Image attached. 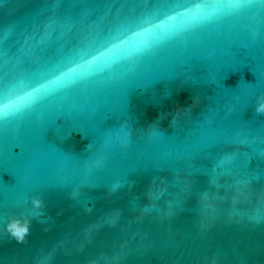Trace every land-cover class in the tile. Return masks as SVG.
<instances>
[{
  "label": "water",
  "instance_id": "95a60500",
  "mask_svg": "<svg viewBox=\"0 0 264 264\" xmlns=\"http://www.w3.org/2000/svg\"><path fill=\"white\" fill-rule=\"evenodd\" d=\"M163 2L0 0V75L43 71ZM251 3L0 128V264H264V100L244 99L264 74V0ZM62 104L77 118L44 126Z\"/></svg>",
  "mask_w": 264,
  "mask_h": 264
},
{
  "label": "snow or ice",
  "instance_id": "6c2138e0",
  "mask_svg": "<svg viewBox=\"0 0 264 264\" xmlns=\"http://www.w3.org/2000/svg\"><path fill=\"white\" fill-rule=\"evenodd\" d=\"M251 6V0H164L143 13L133 25L118 28L96 44H85L81 50L61 56L43 71L24 74L16 83L9 82L6 75H0V128L23 116H34L42 110L45 101L58 94L75 92V86L128 56L153 51L162 38L194 30ZM237 63L234 56L230 58V66ZM259 79L260 86L248 92L245 102L255 100L260 103L264 100V74ZM127 86L126 81L115 85L120 89ZM79 111V107L72 104L52 105L44 113L43 124L50 126L51 121L59 117L76 119ZM227 162L223 160L218 166Z\"/></svg>",
  "mask_w": 264,
  "mask_h": 264
}]
</instances>
